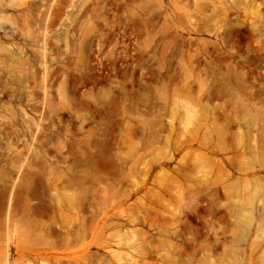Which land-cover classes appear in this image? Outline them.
Listing matches in <instances>:
<instances>
[{
  "label": "rangeland",
  "instance_id": "obj_1",
  "mask_svg": "<svg viewBox=\"0 0 264 264\" xmlns=\"http://www.w3.org/2000/svg\"><path fill=\"white\" fill-rule=\"evenodd\" d=\"M2 3L0 264H264V0Z\"/></svg>",
  "mask_w": 264,
  "mask_h": 264
},
{
  "label": "bare ground",
  "instance_id": "obj_2",
  "mask_svg": "<svg viewBox=\"0 0 264 264\" xmlns=\"http://www.w3.org/2000/svg\"><path fill=\"white\" fill-rule=\"evenodd\" d=\"M16 1V0H15ZM23 1V0H22ZM3 2V0H0V7H2V3ZM28 4V3H27ZM24 7V6H23Z\"/></svg>",
  "mask_w": 264,
  "mask_h": 264
}]
</instances>
